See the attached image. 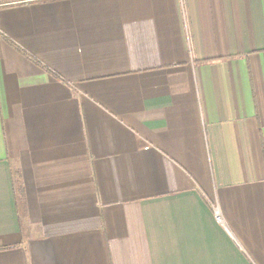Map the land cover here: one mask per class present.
Instances as JSON below:
<instances>
[{"label": "crops", "instance_id": "obj_1", "mask_svg": "<svg viewBox=\"0 0 264 264\" xmlns=\"http://www.w3.org/2000/svg\"><path fill=\"white\" fill-rule=\"evenodd\" d=\"M0 264H264V0H0Z\"/></svg>", "mask_w": 264, "mask_h": 264}, {"label": "built area", "instance_id": "obj_2", "mask_svg": "<svg viewBox=\"0 0 264 264\" xmlns=\"http://www.w3.org/2000/svg\"><path fill=\"white\" fill-rule=\"evenodd\" d=\"M212 211H213V215H214V218H215L216 222H218L219 224H222V217H221V214H220V210H219L218 204L213 205Z\"/></svg>", "mask_w": 264, "mask_h": 264}]
</instances>
